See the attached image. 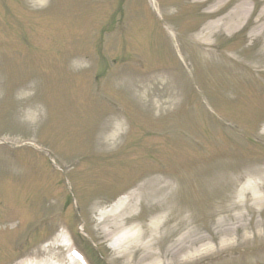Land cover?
Here are the masks:
<instances>
[{"label": "rangeland", "instance_id": "1", "mask_svg": "<svg viewBox=\"0 0 264 264\" xmlns=\"http://www.w3.org/2000/svg\"><path fill=\"white\" fill-rule=\"evenodd\" d=\"M181 1L177 4L178 15L173 21H166L185 26L184 33L190 34L205 23L200 17L204 7L194 0ZM235 1L249 5L254 2L253 17L230 34L220 32L216 47L234 51L237 49L229 46L242 44V49L230 54V60L250 66L249 70L263 71V78L254 76V80L264 84V64L255 63L256 58L258 61L264 58L260 50L264 38L257 37L253 25L260 0ZM161 2L165 5L164 0ZM170 4L174 3L166 5ZM43 5L35 8L30 0H0V139L16 146L35 142L36 136L41 138V145L55 154L59 165L64 167L67 163L68 174L55 172L47 157L37 151L32 153L31 160H23L22 170L17 173L13 160L0 161V241L9 235L29 233L33 224L51 214L54 201L71 210L70 202L75 200L84 206L76 209L82 213L81 217L75 215L77 231L85 238L80 231L83 226L94 238L104 253L100 264H116L111 261L112 251L90 222L97 219L102 208L90 213L89 207L139 188L158 173L176 182L171 183L178 193L175 203L180 208L186 205L193 208L195 233L202 237L196 249L208 245L217 248L228 240V232L233 235V242L241 244L242 231L234 230L240 222L249 224V235L255 233V222L259 215L264 218V212L242 209L244 218L235 220L230 215L236 210L229 208L237 207V194L247 183L250 169L264 168V86L251 81L245 84L247 79L252 80L251 75L238 72L234 66L235 75L242 76L238 80L231 74L229 77L231 68L221 69L207 60L202 51H198L202 56L191 53L195 51L191 38L190 50L180 39L176 49L166 33L165 23L157 18L160 14L152 0H46ZM119 24L125 27L127 24L126 30L123 28L119 36L109 37ZM167 26L174 28L172 24ZM121 35L123 39L119 38ZM92 52L97 58L95 72L81 71L74 57L90 56ZM132 55L142 56L145 74L172 73L186 92L190 107L200 113L189 114V109L184 110L187 103L182 97L173 105L175 108L165 115L161 112L160 116L131 102L127 90L114 85L113 77L120 72V62L126 60L127 67L134 64ZM137 67L142 68L141 64ZM255 85L263 89L260 96ZM98 93L119 104L128 125L124 135L127 130L124 122L116 147L112 145L109 147L112 151L104 152L107 157L100 152L107 150L97 143L113 111L102 104ZM204 101L218 110L219 116L208 108L213 116L204 118L201 114L205 112L201 105ZM208 103L204 102L205 107H210ZM229 158L239 159L237 172L226 173V166L232 168L226 165ZM240 174V181L230 187L232 177ZM66 179L72 192L67 186L65 189ZM261 196L264 208V192ZM110 204L107 202L104 207ZM59 210L56 204L52 219L59 218ZM189 215L184 214L183 218ZM221 221L225 232L220 234L217 226ZM41 229L38 227L35 234L31 233L26 243L21 242L25 236L15 239L16 247L23 251L30 249L51 234ZM184 233L186 229L181 234ZM255 240L264 243V236L255 234V239L248 242ZM8 243L0 251L5 252Z\"/></svg>", "mask_w": 264, "mask_h": 264}, {"label": "bare ground", "instance_id": "2", "mask_svg": "<svg viewBox=\"0 0 264 264\" xmlns=\"http://www.w3.org/2000/svg\"><path fill=\"white\" fill-rule=\"evenodd\" d=\"M31 2L34 7H39L45 3V0H31ZM195 2L208 4L205 13L208 15L209 21L194 35L196 41L201 45H211L212 40L220 32L230 33L236 30L250 12L247 4L240 3L227 14L219 15L229 0H196ZM262 3L263 9L259 11L255 20L256 33L259 38H264V0H262ZM253 37L255 36L253 35ZM262 50L264 52V44ZM83 64L82 59L77 60V67L82 68L84 67ZM119 80L125 87H128V90L138 101L150 110H155L158 114L168 112V106L179 100L181 96L175 84H168L164 74L151 77L150 75L144 76L131 71H123L119 75ZM32 117L36 118V115ZM113 137H116V135H113ZM113 137L111 138L112 141ZM254 175L248 185L238 194L237 207L231 205L229 208L236 210L234 214L230 215L235 220L244 218V214L241 212L242 209H253L262 206L261 192H264V173ZM174 194L171 192V184L165 179L157 177L150 181L147 192H144L140 199L141 204L142 200L146 201L147 216L155 217L150 222H139L137 220L139 213L135 214L134 212L136 206L134 196L121 199L108 212L102 213V220L100 221L102 234L106 238L116 237L112 249H114L115 255L119 256L118 259L122 261L121 264L182 263L192 261L197 255L210 249L207 247L196 252V246L201 242L198 240L202 237L195 233L194 226L190 227L193 223L192 217L182 218L183 211L179 210V205L172 201ZM248 199L251 200L248 201ZM250 202L251 204L248 206L247 203ZM262 211H264V208L260 212ZM184 212L186 213L185 209ZM108 217L111 220H107ZM167 223H170L171 226ZM256 227L257 232L261 230L264 227V220L258 221ZM185 229H187L186 233L181 234ZM239 229L246 234L248 233L249 224L240 222L237 226H234V230ZM217 230L220 234L223 231L225 232V224L222 221L218 223ZM262 233L264 231H259V235H262ZM175 235L180 236L175 239ZM227 236H230V232ZM222 243L224 244V242ZM53 248L49 249L46 254L43 252L35 254L30 261L20 264H62L59 254ZM191 251L195 252L189 255L188 253Z\"/></svg>", "mask_w": 264, "mask_h": 264}]
</instances>
